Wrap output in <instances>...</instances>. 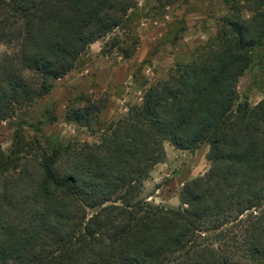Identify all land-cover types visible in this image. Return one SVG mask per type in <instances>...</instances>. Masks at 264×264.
I'll return each mask as SVG.
<instances>
[{
    "label": "trees",
    "instance_id": "trees-1",
    "mask_svg": "<svg viewBox=\"0 0 264 264\" xmlns=\"http://www.w3.org/2000/svg\"><path fill=\"white\" fill-rule=\"evenodd\" d=\"M136 5L0 0V126L48 97ZM225 21L97 143L47 148L17 135L0 153V264H264V101L238 102L237 85L264 47V12ZM96 104L74 100L66 121L96 133ZM166 144L209 147L210 170L175 209L142 198Z\"/></svg>",
    "mask_w": 264,
    "mask_h": 264
},
{
    "label": "rangeland",
    "instance_id": "rangeland-1",
    "mask_svg": "<svg viewBox=\"0 0 264 264\" xmlns=\"http://www.w3.org/2000/svg\"><path fill=\"white\" fill-rule=\"evenodd\" d=\"M258 10L264 12V0H137L126 25L93 43L48 97L19 109L0 126V153L11 154L17 135L28 143L44 139L47 148L97 143L103 124L125 116L142 103L148 88L196 59L225 20L247 22ZM237 85L238 102L246 99L255 107L264 101V47L253 55ZM83 95L97 103L96 133L66 121L68 108ZM165 150L166 161L145 182L142 198L154 206L175 209L181 206L185 185L210 170L209 147L185 152L166 144Z\"/></svg>",
    "mask_w": 264,
    "mask_h": 264
},
{
    "label": "crops",
    "instance_id": "crops-1",
    "mask_svg": "<svg viewBox=\"0 0 264 264\" xmlns=\"http://www.w3.org/2000/svg\"><path fill=\"white\" fill-rule=\"evenodd\" d=\"M168 156H169V153H168ZM162 170H163V169H161V168H160V169H159V168L157 169L158 172H161Z\"/></svg>",
    "mask_w": 264,
    "mask_h": 264
}]
</instances>
